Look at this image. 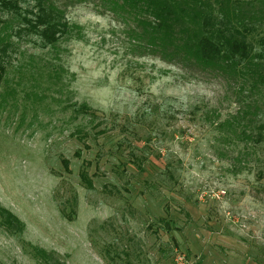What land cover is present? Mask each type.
Listing matches in <instances>:
<instances>
[{
  "label": "rangeland",
  "instance_id": "374dc122",
  "mask_svg": "<svg viewBox=\"0 0 264 264\" xmlns=\"http://www.w3.org/2000/svg\"><path fill=\"white\" fill-rule=\"evenodd\" d=\"M52 1L70 33L46 47L0 11V207L24 225H0V264H46L34 247L61 264H264V142L238 135L264 101L243 111L238 83L144 51L100 0Z\"/></svg>",
  "mask_w": 264,
  "mask_h": 264
},
{
  "label": "trees",
  "instance_id": "16d2710c",
  "mask_svg": "<svg viewBox=\"0 0 264 264\" xmlns=\"http://www.w3.org/2000/svg\"><path fill=\"white\" fill-rule=\"evenodd\" d=\"M31 1V6L23 8L19 0H0V11L18 19V27L13 32L17 39L25 37L46 47L70 33L64 12L52 0ZM100 1L110 10L117 9L136 21L132 38L144 51L165 63L219 73L228 81L238 83V96L245 99L243 111H252L264 101V20L262 16L243 12L241 0ZM245 4L247 11L254 12L255 0ZM12 46L9 42H0V87L11 64ZM76 112L94 117L85 104ZM255 114L264 116V106L263 112L258 110ZM246 128L238 134L242 140H249L253 146L264 142V121L254 116ZM0 225L11 234L21 235L24 230V225L2 207ZM33 250L43 263L61 264L52 253L38 247Z\"/></svg>",
  "mask_w": 264,
  "mask_h": 264
},
{
  "label": "built area",
  "instance_id": "2783aa9c",
  "mask_svg": "<svg viewBox=\"0 0 264 264\" xmlns=\"http://www.w3.org/2000/svg\"><path fill=\"white\" fill-rule=\"evenodd\" d=\"M173 264H193V262L189 261L182 253L175 252L174 254Z\"/></svg>",
  "mask_w": 264,
  "mask_h": 264
}]
</instances>
